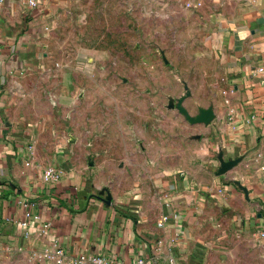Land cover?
Wrapping results in <instances>:
<instances>
[{
	"label": "crops",
	"instance_id": "crops-1",
	"mask_svg": "<svg viewBox=\"0 0 264 264\" xmlns=\"http://www.w3.org/2000/svg\"><path fill=\"white\" fill-rule=\"evenodd\" d=\"M37 1L35 10L27 0L0 2V264H52L43 254L53 244L70 258L227 264L221 245L228 231L245 236L250 230L264 260V0H183L201 10L211 30L208 44L219 64L212 78L215 118L189 124L200 151L180 169L168 165L155 175L151 201L143 198L141 205L112 197L106 205L66 145L31 143L7 118L8 82L34 66L48 25L46 4ZM219 154L240 161L217 177ZM47 167L59 172L58 182L42 181ZM234 182L246 188L248 200ZM20 198L31 200L39 216L27 228L15 223L23 217Z\"/></svg>",
	"mask_w": 264,
	"mask_h": 264
},
{
	"label": "rangeland",
	"instance_id": "rangeland-1",
	"mask_svg": "<svg viewBox=\"0 0 264 264\" xmlns=\"http://www.w3.org/2000/svg\"><path fill=\"white\" fill-rule=\"evenodd\" d=\"M43 2L40 51L33 67L8 82L6 116L31 143L66 145L87 183L104 192L99 197L141 205L152 197L155 175L200 151L196 126L176 102L186 85L191 115L214 104L219 64L210 27L183 0ZM255 231H228L227 264H264Z\"/></svg>",
	"mask_w": 264,
	"mask_h": 264
},
{
	"label": "built area",
	"instance_id": "built-area-1",
	"mask_svg": "<svg viewBox=\"0 0 264 264\" xmlns=\"http://www.w3.org/2000/svg\"><path fill=\"white\" fill-rule=\"evenodd\" d=\"M1 2V0H0ZM27 5L30 10H35L38 8L37 0H27ZM1 49V47H0ZM182 175V174H181ZM59 180V172L53 167H47L42 175V181L45 184H54ZM17 205L21 208L23 217L21 220L15 223L21 228H27L31 221H36L39 216L34 212V203L27 198H20L17 200ZM166 218H164L165 220ZM162 223H158V227H162ZM261 239H264V231L259 233ZM43 258L50 261L52 264H134V263H115L109 262L101 257L91 256L88 258H70L67 257L65 252L53 244V250L49 253H44ZM135 264H144V261L139 259ZM169 264H176L173 260H169Z\"/></svg>",
	"mask_w": 264,
	"mask_h": 264
},
{
	"label": "water",
	"instance_id": "water-1",
	"mask_svg": "<svg viewBox=\"0 0 264 264\" xmlns=\"http://www.w3.org/2000/svg\"><path fill=\"white\" fill-rule=\"evenodd\" d=\"M185 94L182 95L180 98L177 99L176 102V110L177 112L184 117V119L190 124V125H196V124H203V125H209L215 118V114L213 111L212 105L208 106L207 108L199 107L197 109L196 115H191L188 110L184 107L183 102L190 97V92L186 85H184ZM239 159L235 160H229L224 161L222 154H219L218 156V162L219 167L215 173L217 177L224 176L229 170H231L233 167L237 165L239 162ZM234 184L237 186V188L242 191L245 195L246 200H248V192L246 188H244L239 182H234ZM104 192H100L99 194H103ZM103 202L106 205H110L111 197L109 194H107L103 198Z\"/></svg>",
	"mask_w": 264,
	"mask_h": 264
}]
</instances>
